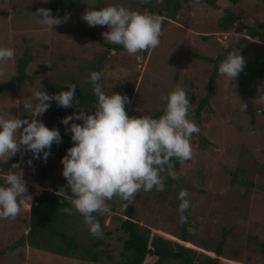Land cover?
<instances>
[{
	"label": "rangeland",
	"instance_id": "rangeland-1",
	"mask_svg": "<svg viewBox=\"0 0 264 264\" xmlns=\"http://www.w3.org/2000/svg\"><path fill=\"white\" fill-rule=\"evenodd\" d=\"M146 2L162 12L163 0H77L75 4L65 5L60 12H52L61 18L66 13L70 16L50 29L33 15L39 7L49 8V0L46 3L44 0H0V46L16 50L12 59L0 62V85L17 75L20 56L26 52L33 56L27 69L32 81L26 80L0 94V115L31 119L22 103L31 98L33 89L48 90L50 81L56 83L59 76H68L64 86L73 84L72 79L78 80L75 82L78 86L84 83L82 81L94 67L98 68L99 55L107 49L100 39H104L105 44L112 42L102 36V32L108 30L106 25L89 26L82 19L86 9L122 3L150 13L140 6ZM259 2L214 0L211 4L203 0L197 7L192 1L182 0L184 9L176 18L164 17L163 12L158 14L162 22L166 19L168 23L164 28L162 26L160 44L156 48L136 54L117 48L107 53L99 69L103 90L108 94L112 91L126 93L131 103L125 107L131 116H155L162 112L166 101L161 97L177 85L184 87L196 104L208 90L214 60H218L223 48L236 45L246 63L264 57V2L261 1L262 5ZM230 9L238 14L232 13L237 28L226 30L221 23ZM234 31L239 35L234 37ZM201 33L209 39L200 37ZM188 34L190 39L187 41ZM190 46L200 57L186 65L185 49ZM205 56L213 62H208ZM220 61H217L218 67ZM224 80L218 71L211 109L200 121L192 118L200 132L193 133V155L176 169L177 178L171 189L141 190L127 208L117 196L108 201L115 205V213L111 212L106 220V226L114 232L108 241L115 250L122 245L118 240L119 235H123L120 231L122 217L131 213L142 225L177 239L186 227L189 243L205 247L207 252L215 250L227 234L221 264H264V96H261L264 95V83L245 91L236 81L225 87ZM130 85L134 89L132 96L127 88ZM242 102L247 105L246 111L241 110ZM50 111L51 107L39 117L48 127ZM78 111L76 108L71 113ZM12 159L23 158L17 153L9 160ZM9 160L0 158L2 163ZM22 167L30 193L51 190L57 182H67L62 175V164L52 163L49 173L52 179L42 185L36 184L29 165ZM180 179H184L180 186L189 190L191 200V206L185 212L187 223L181 221L178 212L180 201L176 190ZM29 212L30 204L22 202L15 218H0V251L28 235ZM75 214L80 213L76 211ZM85 225L82 222L80 227L89 236L88 225ZM24 245L1 256L0 264H60L57 260L36 262L35 250Z\"/></svg>",
	"mask_w": 264,
	"mask_h": 264
},
{
	"label": "clouds",
	"instance_id": "clouds-1",
	"mask_svg": "<svg viewBox=\"0 0 264 264\" xmlns=\"http://www.w3.org/2000/svg\"><path fill=\"white\" fill-rule=\"evenodd\" d=\"M194 4L198 7L199 0H194ZM159 14L162 15V12L159 11ZM33 15L41 25L50 29L70 16L66 13L61 18L45 7L37 8ZM160 15L116 3L99 8L89 7L82 14V19L89 26L106 25L108 30L102 32L105 40L123 45L129 54H136L160 44ZM238 35V32H233L234 37ZM15 54L13 47L0 46V62L12 59ZM245 64V58L238 48L228 51L218 67L219 73L225 77V87L235 81ZM100 68L98 64V68L94 67L88 75L89 78L82 81L89 79L92 85L97 98L94 111L81 109L61 118L66 126L65 131L70 132L74 142L61 157L62 175L71 193L60 188L71 205L64 211L68 214L73 210L78 211L93 236L103 235L98 216L111 210L108 201L114 196L119 197L123 207L127 208L139 191L148 192L154 188L163 191L168 177L176 179L173 158L181 161L190 159L193 155L191 137L193 133L200 132L199 125L190 118L192 102L184 87L177 85L161 97L166 103L158 117L151 114L131 116L125 107L131 103L126 93L112 91L108 94L103 90ZM67 85V90L56 93H49L42 87L33 89L31 98L22 103L31 119L20 115H9L7 118L0 115V158L7 157L9 160L17 153L23 158L30 151L32 156L26 161L28 165H32L34 159L47 160L52 144L61 143L62 135L59 128L46 126L39 117L53 101L65 108L72 107L74 102L79 104L76 99L77 85ZM82 85L86 84L78 86ZM246 109L247 105L242 102L241 110ZM72 110H76V107ZM24 162L23 159L17 161L8 171L0 172V218H15L22 202L31 205L33 196L28 192L25 171L21 167ZM189 196L187 188L178 192V212L185 223L188 219L185 212L191 206ZM187 242L188 246L201 248L199 250L204 256L215 254L213 250L207 252L205 247L190 244L189 240Z\"/></svg>",
	"mask_w": 264,
	"mask_h": 264
},
{
	"label": "trees",
	"instance_id": "trees-1",
	"mask_svg": "<svg viewBox=\"0 0 264 264\" xmlns=\"http://www.w3.org/2000/svg\"><path fill=\"white\" fill-rule=\"evenodd\" d=\"M76 1L77 0H49L48 7L52 9V12H60L65 5L75 4ZM186 1L194 2V0ZM207 1L211 4L214 3V0ZM232 1L237 2L238 0ZM261 1L264 2V0H260L259 4H261ZM202 2L203 0H199V5ZM163 3V16L167 18H176L184 9L182 0H163ZM140 6L142 9L148 10L152 14H159V10H157L152 3L146 2L140 4ZM232 13L238 15L236 11L230 9L229 13L225 15L223 23H221L223 29L228 30L229 28H237L235 26L236 20H234ZM167 23V20H163V28ZM200 37L209 39V36H205L202 33ZM189 39L190 37L188 34L187 41ZM100 40L101 43L107 47L106 51L99 55L97 61V64L102 66L109 51L124 47L123 45L115 43L105 44L104 39ZM235 46L236 45L230 44L229 47L225 49L222 46V53L219 55L218 60L224 59L228 51L235 48ZM195 50L196 49L192 46L185 49L184 59L186 60V65L188 61L200 57L199 52ZM205 57L208 62H213L208 56ZM32 59L33 56H31L29 52H26L23 56H20L17 59V75L7 83L0 85V94L6 89L25 83L24 81L26 80L32 81V76L27 73V69L32 62ZM218 60H214V71L210 77L208 90L200 97L196 104L193 103V97L186 90L190 102H192V109L189 113L191 119L193 118L200 121L204 113L209 111L212 107V99L215 96V78L218 74ZM51 77L50 79L52 80ZM67 77L62 78L59 76L56 83L50 81V88L45 91L56 93L61 90H67L68 87L63 84ZM76 81L77 80L72 79L74 84ZM235 81V83L240 85L245 91L262 83L264 81V57L254 58L247 62L244 70L238 75ZM84 84L86 85L76 87V99L79 100V104L74 102L72 107L65 108L58 106L54 101L51 103L50 120L47 125L51 128L53 125L59 128L62 135V142L59 144H52L50 149L51 155L46 161L43 159H34L32 165H29L34 172L36 184L39 183L42 185L48 181L49 178L52 179V177L49 176L52 163L56 162L57 164H62L61 157L66 154L67 148L71 147L74 143L70 138V132L65 131L66 126L62 124L61 118L65 115L71 114L73 107L78 108L79 111L81 109L86 112L94 111L97 98L92 91V85L89 83V79H87ZM127 88L129 95L132 96L134 92L133 87L130 85ZM161 114L162 112H159L156 113L155 116L158 117ZM76 122L82 123V121ZM192 142L193 141L191 140V143ZM31 156V152L29 154H24L23 161L25 162L21 164V167L28 165L26 161L31 158ZM173 159L175 160L174 167L176 170L181 165L182 161L175 158ZM20 160L22 159H12L6 163L0 162V172L8 171L11 169L13 163ZM183 180L184 179H180L178 182L179 188L176 190L177 195L179 190L182 189L180 184ZM175 182V179L168 177L165 180L166 187L163 191L171 189V185ZM61 187L71 194L67 182L64 181L57 182L51 190L44 189L38 190L37 192H29L33 196V200L28 215V235L20 238L14 245L2 249L0 251V257L13 252L19 245L25 244L23 247L28 245L29 248L35 250L36 254L34 255V258L36 262L38 260H43L44 262L51 263L52 261L57 260L60 264H221L227 234L223 235L222 240L219 242L215 250H213L215 253L213 256H204L199 249L186 244L188 241L186 227L184 228L182 236L177 239L158 232L149 226L142 225L140 222L133 219V214L131 213L125 214V216L122 217L120 231L123 235H119L118 237V240L122 242V245L115 250L112 244L108 241V238L112 236L114 232L108 228L109 226H106V220L109 218L110 213H115L114 203H109L111 205V210L107 214L98 216L103 227V235L93 236L89 231V227L86 226L87 224L84 222L81 214L76 215L75 210H73L71 214L64 211L65 208L71 207V205L62 194ZM76 217L80 218V221H76ZM115 218L116 216L114 219ZM80 222L81 224L82 222L86 224L85 226L88 228L89 236H86L83 233V229L80 227Z\"/></svg>",
	"mask_w": 264,
	"mask_h": 264
},
{
	"label": "water",
	"instance_id": "water-1",
	"mask_svg": "<svg viewBox=\"0 0 264 264\" xmlns=\"http://www.w3.org/2000/svg\"><path fill=\"white\" fill-rule=\"evenodd\" d=\"M146 54V53H145Z\"/></svg>",
	"mask_w": 264,
	"mask_h": 264
}]
</instances>
